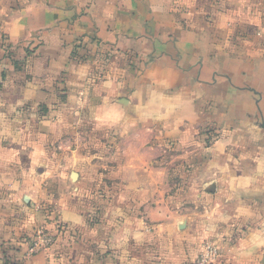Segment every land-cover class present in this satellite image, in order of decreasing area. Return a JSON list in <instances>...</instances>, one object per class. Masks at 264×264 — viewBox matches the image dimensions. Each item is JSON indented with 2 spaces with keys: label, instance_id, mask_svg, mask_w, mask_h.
<instances>
[{
  "label": "crops",
  "instance_id": "crops-1",
  "mask_svg": "<svg viewBox=\"0 0 264 264\" xmlns=\"http://www.w3.org/2000/svg\"><path fill=\"white\" fill-rule=\"evenodd\" d=\"M263 123L264 0H0V187L122 159L118 182L78 171L106 200L24 196L70 231L37 251L2 231L0 264H193L208 242L264 264Z\"/></svg>",
  "mask_w": 264,
  "mask_h": 264
},
{
  "label": "rangeland",
  "instance_id": "rangeland-1",
  "mask_svg": "<svg viewBox=\"0 0 264 264\" xmlns=\"http://www.w3.org/2000/svg\"><path fill=\"white\" fill-rule=\"evenodd\" d=\"M43 113L44 116L47 115L49 113V109L44 108ZM259 139L263 144L262 149L264 152V138L259 137ZM9 144H11V142ZM94 146H96V143ZM94 146H92V148L97 151L98 148ZM51 148H53V150L57 149V151L64 152L65 151L64 149H66V145L65 143L60 142L57 148H56V144ZM112 156H109V158L103 157L102 159L90 157L89 160H86V162H84L85 169H83V167L79 164L81 160L79 158L77 159L75 158V160L72 161L71 164L72 166H70L71 169L74 170L73 172L75 176L70 178L69 176H67L66 178L62 176V172H54L52 174H49L47 180L44 182V185H42L41 183L42 179L41 176H39L38 172L36 171V168L35 170H33V172L29 171L30 173H19L17 176L19 179L17 181L13 180L12 182L14 183L13 185H10L9 188L2 189L0 187V218L2 217L1 214H3L1 212L2 209L1 205L3 203L2 200L4 198L11 199L12 208L10 207V212L14 210V214L19 217V218L13 217L11 221H8L5 225H3V223H0V234L2 235V231L5 232L6 230H11V232L9 233H13L18 227V229L21 228L22 230L27 231L29 233L27 238V244H29L30 250L33 249L34 251H37L39 249L45 250L51 248L53 245L56 244L57 240L61 236L66 235V232L70 231L68 230V227H66V225L64 224L58 223L53 228L50 229L49 227L50 224L48 225L47 223L46 224L40 223V221L42 220L44 221L45 218H49L51 213L54 211L55 203L51 204L50 202H44L42 203L43 205L39 206L38 204L35 207L34 206L32 207L30 205L29 206L30 210H29L28 208L22 205L21 199L26 195L30 197L32 196L34 199H38V203H39L42 199H48V198L56 199L60 194H64L65 196L67 194L71 195L70 193H75L74 197L80 198L82 200L83 199L90 201L98 200V199L106 200V198L118 192V190H105V189L93 190L87 188L86 186H83L80 189L75 190V187H77V185L79 184L78 171L83 172L85 174V177H90L92 179L93 176H95L93 175L94 169L97 168L100 169L101 166H105L107 168H102L100 171L101 174L100 175L98 174L96 176V177L100 176V181L102 182L120 181L119 180L120 175L111 173V171L114 169V167L120 165L122 159L121 157H115V156L112 157ZM66 159L60 158L58 164L62 165L61 161ZM111 166H112V170H110ZM96 177L94 179H96ZM94 179L90 183L95 181ZM42 186L44 189H42ZM25 199L28 200V197H25ZM99 207L100 205H96L94 208H92V211L93 209H95L94 212L101 213L100 210L98 209ZM94 220H98V218H94ZM1 235H0V262H4L7 261L6 260L7 257H4L5 255L4 249L6 244L8 243V240H3ZM1 255H3V257H1ZM10 262L11 260L8 263Z\"/></svg>",
  "mask_w": 264,
  "mask_h": 264
},
{
  "label": "built area",
  "instance_id": "built-area-1",
  "mask_svg": "<svg viewBox=\"0 0 264 264\" xmlns=\"http://www.w3.org/2000/svg\"><path fill=\"white\" fill-rule=\"evenodd\" d=\"M222 257L221 247L216 243L208 242L202 247L199 257L193 264H218Z\"/></svg>",
  "mask_w": 264,
  "mask_h": 264
},
{
  "label": "water",
  "instance_id": "water-1",
  "mask_svg": "<svg viewBox=\"0 0 264 264\" xmlns=\"http://www.w3.org/2000/svg\"><path fill=\"white\" fill-rule=\"evenodd\" d=\"M261 127L264 128V123L261 125ZM74 176H75V174H74Z\"/></svg>",
  "mask_w": 264,
  "mask_h": 264
}]
</instances>
